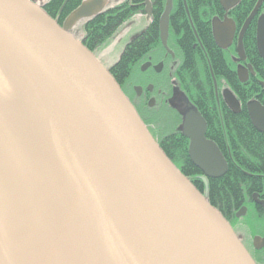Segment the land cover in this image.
<instances>
[{
	"label": "water",
	"instance_id": "water-1",
	"mask_svg": "<svg viewBox=\"0 0 264 264\" xmlns=\"http://www.w3.org/2000/svg\"><path fill=\"white\" fill-rule=\"evenodd\" d=\"M262 1H257L237 37L239 61L245 58L243 34ZM42 2L0 0V154L5 166L0 172V264H48L43 252L33 262L24 252L14 251L8 233L9 211L14 209L10 203L33 224V246L41 244L47 250L49 237L54 240L32 187L16 123L4 109L8 89L57 195L69 264H255L220 212L154 141L108 69L72 34L78 23L104 12L108 0H84L61 26L44 12ZM238 2L219 0L226 12ZM170 8L167 0L160 18L163 44ZM235 30L226 16L222 22L213 20V37L220 48L231 45ZM256 49L264 61V13L256 19ZM248 73L255 76L250 65L237 68L240 83ZM259 84L264 90V82ZM222 95L229 109L238 113L234 95L229 90ZM187 107L181 134L188 140L187 156L206 186L207 179L226 173L227 164L216 144L205 137V120L194 107ZM245 109L253 128L264 135V105L253 100ZM5 186L12 198L4 196ZM253 201L264 211V201L256 194ZM244 214L243 208L236 216ZM33 235L48 239V244L35 241ZM252 244L264 249V237L255 236Z\"/></svg>",
	"mask_w": 264,
	"mask_h": 264
},
{
	"label": "trees",
	"instance_id": "trees-1",
	"mask_svg": "<svg viewBox=\"0 0 264 264\" xmlns=\"http://www.w3.org/2000/svg\"><path fill=\"white\" fill-rule=\"evenodd\" d=\"M83 1L45 0L43 10L61 26ZM187 1L193 13L204 14L208 21L217 13H221L218 0ZM141 2L142 0H108L107 10L88 20L84 29L81 28V24L77 25L72 30V34L81 39L83 37L82 44L97 55L107 48L122 24L141 12ZM256 2L257 0H240L233 9L229 10L238 27L245 21ZM263 12L264 1L259 13ZM197 29L209 55V63L219 95L217 99L214 96V86L206 60L199 51L196 53L190 49L186 50L185 62L182 69L180 67L182 89L204 117L207 124L205 137L217 145L227 162V171L221 178L207 180V187H204L200 178L201 173L187 156L186 138L173 132L161 140L159 147L172 163L189 177L194 187L204 192L208 202L217 208L225 219H233L234 213L242 205H249V215L254 216V220L246 222L247 219H243L244 222L240 221L238 224L242 225L248 237L252 238L254 235L264 234V217L253 212L251 202L253 194H257L258 198L264 201V135L253 128L245 109L246 104L254 99L264 105V90L259 85V81L264 82V61L259 58L255 49V23L253 21L248 28L243 44L256 75L243 84L238 81L234 66L231 69L225 66L223 55L216 49L207 23H200ZM186 36V38L190 37L187 30ZM145 37L152 39L150 47L146 50L149 52L155 47V34L148 30ZM145 43L141 39L134 40L113 65L114 67L110 68V73L117 82L129 81ZM220 79L228 83L240 104L241 110L238 113H233L225 104L220 94ZM166 124L165 134L170 129L168 123ZM246 201L250 204H246Z\"/></svg>",
	"mask_w": 264,
	"mask_h": 264
},
{
	"label": "flooded vegetation",
	"instance_id": "flooded-vegetation-1",
	"mask_svg": "<svg viewBox=\"0 0 264 264\" xmlns=\"http://www.w3.org/2000/svg\"><path fill=\"white\" fill-rule=\"evenodd\" d=\"M166 2L167 0H148V5H146V0H142L141 12L139 14L134 15V17L137 15L142 17L141 24H138L139 26L137 27V29H134L132 26L133 17L128 22L124 23L126 29L128 27V32H125L122 37L128 36V41L123 49L122 54L125 52V49L130 44H132L134 40L141 39L146 42L145 45L142 47V52H141V56H139L138 63L134 67V69L138 70L141 73L140 75L143 76L142 83L144 82V84L140 83L138 85L133 86L132 84H130L129 81L128 82L116 81L122 93L128 99L130 104L133 106L134 110L139 115V117L142 119L148 132L155 140V142H157V144H160L163 136H159V134L155 135L151 127L152 125L148 124L147 121L150 120L156 122L157 124L160 123L166 125L164 121L168 120L169 128L172 129L171 132H176L180 129L184 118V114L188 111L187 105L196 108L194 102L191 101V99L186 95L185 91L182 89L183 81L181 80L180 67H181V62L185 57L186 50L190 49L191 51L196 52L202 46L205 48V46L201 41V37L199 36L197 26H200V23L201 24L207 23L212 38L213 34H212L211 20H214L216 18L217 20L222 22L224 20V17L227 16L230 20L233 21L236 29L232 43L230 46H228L230 51H236V45H237L236 40L239 34L238 33L239 27L237 26L236 21L232 16L231 12L224 11L219 3L218 4L221 13H217L215 16L211 17L210 20L208 21L207 17L204 14L199 12L193 13L191 11V8L189 7L187 0H171V8L168 15V38L166 42L167 45V49H166L162 45V42L160 41L159 38L160 18L166 7ZM225 13L227 15H225ZM84 25L85 23L82 22L81 23L82 29H84ZM121 30H124V28L120 29L118 34L121 32ZM132 30L135 31H133L130 34ZM148 30L155 34L154 39L156 40V43L153 50L146 52V50L150 47V43H151L150 41L152 40V39L151 40L147 39L145 37L146 32ZM186 30L190 34V37L188 38H186L187 37ZM197 36L200 38V41L199 39H197ZM197 45H199V47H197ZM99 60L101 61L100 58ZM117 60L112 65H110L109 68L112 69L114 67L113 65L117 62ZM101 63L106 67V65L102 61ZM220 81H223V79H220ZM135 87H140L141 90L136 91ZM223 90L224 89H220L221 95ZM216 93L218 96L219 95L218 89ZM186 101L187 103L185 104ZM188 101H190V104L188 103ZM202 118L204 119L203 116ZM187 147H188V140H187ZM253 195L251 196L253 212H255L256 215H262L264 217V211L262 207L255 204L253 201ZM248 209L249 207L247 208L246 206L245 214L240 217L236 216L237 212L240 211L237 210L234 213L235 220L228 218L226 219V221L231 226L235 234L240 238L241 243L243 244L244 248L252 258L254 263L264 264V249L256 250L254 249L252 244V240L255 236L264 237V234L254 235L250 240L237 232V227L239 225L238 223H240V221L245 219L249 214ZM234 222L237 224H234ZM263 224H264V218H263Z\"/></svg>",
	"mask_w": 264,
	"mask_h": 264
},
{
	"label": "bare ground",
	"instance_id": "bare-ground-1",
	"mask_svg": "<svg viewBox=\"0 0 264 264\" xmlns=\"http://www.w3.org/2000/svg\"><path fill=\"white\" fill-rule=\"evenodd\" d=\"M263 1H262V3H263ZM239 2H240V0H239ZM218 3H219V0H218ZM256 3H255V5H256ZM262 3H261V5H262ZM255 5H254V7H255ZM261 5H260V8H261ZM260 8L258 10V13L252 19V21L250 22L249 26L246 28V30L243 34V39H244L248 28L250 27V25L254 21V23H255V49H256V19L259 15ZM225 15H227V14L225 13ZM248 16H247V18H248ZM211 23H213V20H211ZM243 23H242V25H243ZM242 25L238 28L239 32L241 30ZM124 26L125 25L122 24L121 28H124ZM212 34H213V31H212ZM159 38H160V35H159ZM167 38H168V35H167ZM167 38H166L165 44H163L164 42H162L160 39V41L162 42V45L166 49H167V45H166ZM197 39H199V41H200V38L198 36H197ZM243 39H242V44H243ZM212 41H213L216 49L218 51H220L221 54L223 55L222 58L224 59L225 66L228 67V69H231L234 66L233 69L236 72L238 67L250 65L252 67L253 71L255 72V75H256V71L254 70L250 59L248 58V56L245 53L244 44H243V49H244L245 58H244V61L242 62V61H239V56H238V53L236 51H230L228 47L220 48L218 46V44L216 43L214 37H212ZM236 42H237V40H236ZM200 46H201V44H200ZM197 47H199V45H197ZM198 51L202 54V56L204 57V59L207 62V66L209 67L208 69H209V73L211 76L212 84L214 86V81H216V80H215V77L211 71L212 69H211L210 63H209V55L207 54L206 49L203 46ZM256 52H257V49H256ZM257 54H258V52H257ZM184 62H185V57L183 58V60L181 62V69H182ZM249 77L251 78L253 76H251L250 73H248V79L243 83L248 82L250 80ZM130 78H131V76H130ZM222 85H223L224 90H229L230 92H232L230 87L228 86L227 82H222L221 87H222ZM261 88L263 89L262 86H261ZM217 89H218V87H217V83H216V88L214 87V89H213L214 96L216 99L218 98L217 93H216ZM188 103L190 104V101H188ZM185 104H186V102H185ZM3 105H4V109L8 113L9 117L16 123L15 127H16V131H17V135L20 139L21 147L24 151V154L26 156V160L28 161V164H29L28 169L30 168V173H29L30 175L29 176H30V179L32 180V187L34 189L36 198L38 200V204L40 205L42 212L45 216V222L47 224V227L54 234L52 237L54 239L53 241H52V239L50 240V237H49V244H48V239L46 241H44V239L38 238L37 235L36 236L33 235L34 236L33 238L35 239V241H37L39 243H42L44 241L43 245H47V244L49 245V248L47 250L45 249V247L42 248L41 244H38V246L37 245L33 246L34 241L32 240V237H31V234L35 233V229H33L34 228L33 224H31L27 220L28 219L27 216L22 211H19L15 205L10 203L11 208H14V209L9 211L8 224L10 226V229H9L8 233H9L11 240H12L13 249H14V251L20 250V251L24 252L27 256V261H32V260H33V262L36 261L35 257L38 256L37 253L43 252L44 255H46L48 257V260H47L48 264H69V262H68V250H67V246H66V243L64 242V238H63V234H62V232H63V217H62V214L58 208L57 195L54 192L46 173H44V171L41 169L40 164L38 163V160L36 159L34 148L32 147L31 142L27 136L28 130L25 126V123H23L21 121V118L19 117L20 113L18 110V106L16 104L15 96H14L11 89H8L5 92ZM240 110H241V106H240ZM138 117H139V115H138ZM139 119L144 124V122L142 121V119L140 117H139ZM171 133H173V132H167L166 134H163L162 139L166 138V136H168V134H171ZM176 133H178L179 135L182 136L181 127L178 131H176ZM158 145H160V144H158ZM226 164H227V162H226ZM175 167L177 169H179L181 172V169L179 167H177V166H175ZM3 170H5V166L3 164V158L0 154V172L4 173ZM181 174L189 180V177L184 175L182 172H181ZM3 192H4L5 197L12 198V191L10 188L5 186L3 188ZM199 192H201V191H199ZM243 208L245 209V212H246V205L245 206L242 205L238 210H241ZM215 209L219 212V210L217 208H215ZM12 212H16V213L13 214ZM47 233H50V232H47ZM24 238H26L27 240H24ZM27 242H29L32 245V246H29L30 248L26 247ZM34 264H39V263L34 262Z\"/></svg>",
	"mask_w": 264,
	"mask_h": 264
},
{
	"label": "rangeland",
	"instance_id": "rangeland-1",
	"mask_svg": "<svg viewBox=\"0 0 264 264\" xmlns=\"http://www.w3.org/2000/svg\"><path fill=\"white\" fill-rule=\"evenodd\" d=\"M141 22H142V17H140L138 15L133 17V25H132L133 28L137 29V27L139 26L138 24H141ZM121 29H123V28H121ZM133 31H135V30H132L130 32V34ZM125 32H128V27L126 29V26H124V30H121V32L118 35H116L114 39H111L110 43L107 45V48H105L103 51L101 50L98 53V57L101 59V61L106 66L112 65L118 59L119 55L123 52V49H124V47H125V45H126V43L128 41V36L122 37ZM140 74L141 73L138 70L134 69L133 75H132L131 79L129 80L130 84H132L133 86L138 85L140 83L144 84V82L142 83V77L143 76H141ZM219 82H224V80L223 81H219ZM220 89H224L223 85H222V87L220 86ZM167 121H164V123H168ZM147 123L152 125L151 127H152L155 135L159 134V136H162L163 134H165L164 133L165 129H166L165 126L167 124L166 125H163V124H160V123L157 124L156 122H153V121H150V120L147 121ZM171 131H172V129H169V132H171ZM246 204H250V203L248 201H246ZM248 207H250V206L247 205V208ZM245 217H243V218H245ZM253 218H254V216H251V215L248 214V216L245 219H247L246 222H251L252 220H254ZM233 220H235L234 216H233ZM242 222H244V221L242 220ZM237 232L239 234L243 235L245 238L251 240V237H248V235L246 233V230L244 229V227L242 225L241 226L239 225L237 227Z\"/></svg>",
	"mask_w": 264,
	"mask_h": 264
}]
</instances>
